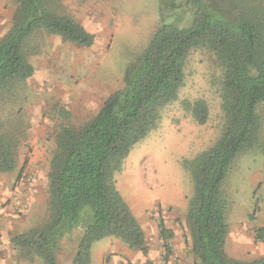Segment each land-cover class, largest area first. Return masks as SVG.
<instances>
[{"label": "trees", "instance_id": "1", "mask_svg": "<svg viewBox=\"0 0 264 264\" xmlns=\"http://www.w3.org/2000/svg\"><path fill=\"white\" fill-rule=\"evenodd\" d=\"M16 10L0 39V173L18 167L19 128L4 115L21 99L35 69L30 57L40 51L41 35L58 36L82 47L96 37L74 16L62 14L56 0H14ZM192 23L163 22L147 47L125 71L123 86L80 129L63 127L51 159L48 222L13 239L43 260L58 264L64 239L81 228L71 264H92L93 245L106 238L147 252L144 230L116 184V175L132 149L158 126L159 111L179 98L184 68L195 48L214 53L223 71L221 89L225 126L218 141L185 161L194 185L187 225L192 252L200 264H264V257L242 261L226 252L228 203L222 192L236 159L261 148L264 106V0H187ZM198 124L209 118L205 101L190 107ZM160 236L168 250L174 234L164 223Z\"/></svg>", "mask_w": 264, "mask_h": 264}, {"label": "rangeland", "instance_id": "2", "mask_svg": "<svg viewBox=\"0 0 264 264\" xmlns=\"http://www.w3.org/2000/svg\"><path fill=\"white\" fill-rule=\"evenodd\" d=\"M186 2L56 0L58 10L74 16L96 37L95 43L82 47L58 36L39 37L40 51L29 59L34 76L24 83L19 102L4 113L19 128L21 145L17 169L0 173L5 178L0 191L3 187L11 192L0 205L11 206L21 215L19 211H27L29 205L27 186L38 183L42 203L37 210L43 219L36 228L48 222L51 159L61 129H80L98 114L105 100L122 88L127 66L147 47L157 26L173 22L188 27L192 23L193 9ZM15 10L14 0H0V39L10 30ZM184 73L178 100L160 109L157 128L132 149L115 178L117 189L144 230L147 252L131 250L121 240L109 237L95 244V251L104 255L103 262L111 264L115 255H126L121 264H200L192 252L187 225L194 185L184 162L221 137L226 122L221 98L223 71L213 52L195 48ZM200 100L209 107L203 125L196 122L190 109ZM261 115V148L242 153L222 183L231 232L244 236L245 251L256 259L264 257V106ZM22 182L24 186H20ZM161 223L174 234L168 250L160 236ZM81 231H74L61 243L58 264H71ZM13 239L18 264H44L29 250L16 247Z\"/></svg>", "mask_w": 264, "mask_h": 264}, {"label": "crops", "instance_id": "3", "mask_svg": "<svg viewBox=\"0 0 264 264\" xmlns=\"http://www.w3.org/2000/svg\"><path fill=\"white\" fill-rule=\"evenodd\" d=\"M5 178L0 176V184H4ZM20 186H24V183H20ZM6 188V186H4ZM29 193V205L27 211L20 210L18 215L14 213L11 206H2L5 201L4 197L9 195V190L4 191L3 187L0 191V264H18L17 263V249L12 245V239L18 235H21L32 228H36L43 219V214L38 213L40 198L39 190L41 187L38 183L27 186ZM39 203V204H38ZM4 205V204H3ZM97 244V243H96ZM246 240L244 236L233 235L229 226V235L226 241V252L229 257L237 260L248 261L256 259L253 255H249L250 251H245ZM104 255L95 251V244L92 248V264H108L103 262ZM128 256V255H127ZM126 257L122 255H115L111 264H121ZM248 259V260H247ZM37 261V260H35ZM38 262V261H37Z\"/></svg>", "mask_w": 264, "mask_h": 264}]
</instances>
